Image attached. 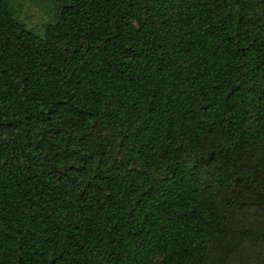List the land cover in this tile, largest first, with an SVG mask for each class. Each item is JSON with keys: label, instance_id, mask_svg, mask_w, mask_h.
Masks as SVG:
<instances>
[{"label": "trees", "instance_id": "obj_1", "mask_svg": "<svg viewBox=\"0 0 264 264\" xmlns=\"http://www.w3.org/2000/svg\"><path fill=\"white\" fill-rule=\"evenodd\" d=\"M0 0V264H264V0Z\"/></svg>", "mask_w": 264, "mask_h": 264}, {"label": "rangeland", "instance_id": "obj_2", "mask_svg": "<svg viewBox=\"0 0 264 264\" xmlns=\"http://www.w3.org/2000/svg\"><path fill=\"white\" fill-rule=\"evenodd\" d=\"M18 11L20 18L27 23H36L39 20L41 11L34 7L33 0H9Z\"/></svg>", "mask_w": 264, "mask_h": 264}]
</instances>
